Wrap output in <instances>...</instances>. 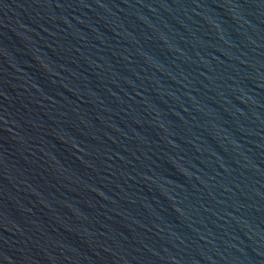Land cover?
<instances>
[{
  "label": "water",
  "instance_id": "95a60500",
  "mask_svg": "<svg viewBox=\"0 0 264 264\" xmlns=\"http://www.w3.org/2000/svg\"><path fill=\"white\" fill-rule=\"evenodd\" d=\"M0 264H264V0H0Z\"/></svg>",
  "mask_w": 264,
  "mask_h": 264
}]
</instances>
